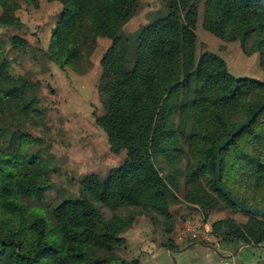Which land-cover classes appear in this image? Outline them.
I'll use <instances>...</instances> for the list:
<instances>
[{
	"label": "trees",
	"instance_id": "trees-1",
	"mask_svg": "<svg viewBox=\"0 0 264 264\" xmlns=\"http://www.w3.org/2000/svg\"><path fill=\"white\" fill-rule=\"evenodd\" d=\"M47 1L62 8L51 29L49 54L60 68L87 73L97 40L110 41L100 59L104 114L95 121L110 150H126L128 157L105 178L84 176L78 198L46 204L55 159L45 148L30 152L43 141L22 130L26 123L46 121L37 106L38 82L12 72L0 48V264H139L118 256L125 241L121 234L134 214L143 212L160 216L171 232L170 205L178 201L182 174L183 200L204 217L219 206L239 211L216 187L214 151L264 102V80L235 78L213 52L196 60L202 0H169L167 14L142 27L132 53L118 32L136 14L139 0H92L95 16H82L73 27L70 18L87 0ZM19 6V0H0V25L19 27ZM202 26L225 41L244 43L255 35L264 69V0H205ZM27 45L22 37H11L12 49ZM220 154L224 187L244 206L264 209V108ZM157 156L167 164L164 175ZM101 205L111 216L103 215ZM242 213L244 223L232 217L212 221V233L225 244L263 243L264 217Z\"/></svg>",
	"mask_w": 264,
	"mask_h": 264
},
{
	"label": "rangeland",
	"instance_id": "rangeland-1",
	"mask_svg": "<svg viewBox=\"0 0 264 264\" xmlns=\"http://www.w3.org/2000/svg\"><path fill=\"white\" fill-rule=\"evenodd\" d=\"M204 1L197 5L196 60L204 52H213L224 59L229 73L235 78L263 81L261 54L255 48L256 36L252 35L241 43L239 40H222L206 31L202 26ZM19 3L16 14L20 18V25H0V48L9 60L12 72L26 74L32 81L38 82L37 106L45 112L46 121L40 125L35 122L39 126L26 123L22 130L43 141V144L32 146L30 152L45 148L46 154L54 156V169L50 173L52 185L44 198L46 204L54 206L65 199L78 198L80 182L84 176L96 173L105 178L112 168L121 165L128 157L126 150L119 153L110 150L106 133L95 121L96 115L104 114L98 93L102 70L100 59L110 41L97 40L98 46L91 55L92 66L87 73L78 74L68 66L60 68L49 56L53 48L51 29L61 13L60 3L39 0L37 7L25 0H19ZM168 5L169 0H139L136 14L118 32L121 44L127 46L130 53L142 27L165 16ZM85 15L95 16L92 0H87L77 9L70 18V25L73 27L77 19ZM14 35L25 39L27 47L12 49L11 37ZM155 161L164 175L167 171L166 162L161 156H157ZM185 163L186 159L183 158L179 167L184 169ZM179 182L178 201L170 205L174 221L172 231L167 230L163 219L154 212L135 213L134 222L121 234L125 241L116 250L118 256L128 261L137 259L139 264H199V256L201 258V254L210 250L197 245L183 250L190 243L208 245L202 239L183 236L184 224L188 219L194 217L210 226L212 222L209 221L221 217H232L238 223L247 220L241 211H232L224 206L210 211V217H204L201 210L198 216L199 207L183 200L184 174L180 175ZM35 204L32 202V207ZM101 211L105 217L111 216V212L103 205ZM117 212L126 214L125 209ZM215 237L221 241L220 237ZM165 244H172L175 250H169Z\"/></svg>",
	"mask_w": 264,
	"mask_h": 264
},
{
	"label": "crops",
	"instance_id": "crops-1",
	"mask_svg": "<svg viewBox=\"0 0 264 264\" xmlns=\"http://www.w3.org/2000/svg\"><path fill=\"white\" fill-rule=\"evenodd\" d=\"M198 210L197 215L200 216V209ZM192 245L202 246L210 250L205 254L200 253L199 264H264V242L259 245H250L242 242L225 244L220 241V246L217 248L211 245H204L203 243H190L183 250L188 249Z\"/></svg>",
	"mask_w": 264,
	"mask_h": 264
},
{
	"label": "water",
	"instance_id": "water-1",
	"mask_svg": "<svg viewBox=\"0 0 264 264\" xmlns=\"http://www.w3.org/2000/svg\"><path fill=\"white\" fill-rule=\"evenodd\" d=\"M264 108V102L260 103L252 112V114L244 121L242 122L238 127H236L231 134L228 136V138L219 145V147L214 151L215 155V183L216 187L220 189L224 195L228 197V199L237 207V209L244 213H249L254 216L264 217V209H258V208H252V207H246L244 206L236 197L232 196L228 189L224 187V185L220 181V163H221V154L220 151L222 148H224L226 145L229 144V142L236 136L245 126L249 125V123L255 118L256 115L260 113V111Z\"/></svg>",
	"mask_w": 264,
	"mask_h": 264
},
{
	"label": "built area",
	"instance_id": "built-area-1",
	"mask_svg": "<svg viewBox=\"0 0 264 264\" xmlns=\"http://www.w3.org/2000/svg\"><path fill=\"white\" fill-rule=\"evenodd\" d=\"M183 236L196 240L202 239L203 242H207L208 245L216 248L220 246V241L212 233L211 226L195 218L186 221L184 224Z\"/></svg>",
	"mask_w": 264,
	"mask_h": 264
}]
</instances>
